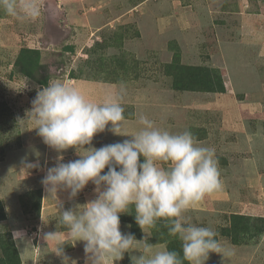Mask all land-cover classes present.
I'll return each mask as SVG.
<instances>
[{"label":"rangeland","instance_id":"rangeland-1","mask_svg":"<svg viewBox=\"0 0 264 264\" xmlns=\"http://www.w3.org/2000/svg\"><path fill=\"white\" fill-rule=\"evenodd\" d=\"M40 3L37 21L20 22L0 11V200L6 215L0 235L16 247L21 264H64L55 242L44 238L47 232H57L69 264H87L84 243L69 240L57 220L59 211L95 199V185L67 202L69 191L59 190L49 203L41 183L47 169L60 155L65 163L80 157L74 148L58 153L23 121L50 79L72 81L97 103L123 82L128 134L139 128L141 114L161 123L169 110H178L184 120L179 132L190 130L215 148L222 181L220 190L185 213L218 234L220 252L208 253L205 264H264V0ZM25 50L35 61L26 74L16 65ZM169 64L210 68L221 75L225 92L173 90ZM110 128L85 148L131 139ZM25 158L40 167L22 171ZM123 215L121 231L143 238L139 226H130L133 211ZM232 215L240 218L237 230L231 229ZM165 230H150L149 243L181 245ZM17 232L22 236L14 239ZM115 264H131L129 254Z\"/></svg>","mask_w":264,"mask_h":264},{"label":"clouds","instance_id":"clouds-1","mask_svg":"<svg viewBox=\"0 0 264 264\" xmlns=\"http://www.w3.org/2000/svg\"><path fill=\"white\" fill-rule=\"evenodd\" d=\"M0 11L20 22L37 21L42 5L40 0H0ZM113 87L116 90L105 91L97 103L72 81L50 79L37 91L23 120L44 144L58 153L74 148L80 157L65 163L60 155L47 169L41 183L50 198L56 199L63 189L74 199L90 182L95 185L96 198L59 211L58 225L73 243H84L87 264H115L126 253L131 264H205L208 253L220 252L218 234L192 223L185 213L222 187L215 148L205 146L190 130L171 132L143 114L139 128L126 133V85ZM108 125L114 135L131 139L85 148ZM21 163L22 171L40 167L38 160L25 158ZM132 209L144 233L140 240L120 228V216ZM160 223L180 241L182 255L167 245L149 243L150 230ZM20 236L14 233V239ZM44 238L55 242L54 253L69 264L57 232L44 233Z\"/></svg>","mask_w":264,"mask_h":264},{"label":"trees","instance_id":"trees-1","mask_svg":"<svg viewBox=\"0 0 264 264\" xmlns=\"http://www.w3.org/2000/svg\"><path fill=\"white\" fill-rule=\"evenodd\" d=\"M34 52L29 50H25L21 53L19 60H17L16 65L18 67H22V72L26 74L29 70L34 68L35 61L33 60ZM165 71L169 69L167 75L172 78V89L176 91H196L203 93H219L222 94L225 92L224 81L221 75L213 71L210 68L205 67H172L171 64L165 66ZM107 171V168L104 170ZM103 174V173H102ZM132 223L130 222V226H138L135 222V213L134 209H132ZM124 215L120 216V221L124 222ZM236 219L240 221L239 216L232 215V225L231 229L237 230L236 228ZM6 220L5 211L3 205L0 200V222ZM157 228L166 229L162 223L157 225ZM65 230V229H63ZM165 230V232H166ZM158 233H162L160 230H157ZM134 234V232H133ZM138 235V237H137ZM162 235L166 236V234L162 233ZM136 238H141V234L138 232L135 234ZM164 240H161L159 243H163ZM0 251L2 252V256L0 257V264H21L19 254L16 250V247L13 245L11 241H5L3 237L0 235ZM169 250H176L181 252V245H175L174 243H168ZM187 264V262H185Z\"/></svg>","mask_w":264,"mask_h":264},{"label":"crops","instance_id":"crops-1","mask_svg":"<svg viewBox=\"0 0 264 264\" xmlns=\"http://www.w3.org/2000/svg\"><path fill=\"white\" fill-rule=\"evenodd\" d=\"M155 108L158 111L160 109V107H157V106ZM183 121L184 120L180 119V114L178 113V110H175L173 108V109L169 110L168 114L167 113L165 114V116H164L163 120L161 121V123H156V124H157V126L162 127V128H166V129L170 130L171 132L180 133L179 132L181 130L180 126L182 125ZM189 126H192V125H188V127ZM129 127L130 126L127 127V126L124 125V131L127 132L128 131L127 129ZM48 199L49 200H47V201L50 203V201H52V198L48 197ZM76 199L77 198L69 199V200H66V202L67 201L76 200ZM43 203H45V199H44ZM82 205H83V203H82ZM42 208H43V205H42ZM141 238H142V236H141ZM137 240H140V238H137Z\"/></svg>","mask_w":264,"mask_h":264}]
</instances>
